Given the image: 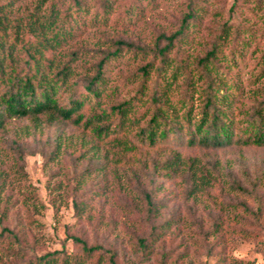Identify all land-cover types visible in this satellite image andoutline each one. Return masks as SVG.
<instances>
[{"label":"trees","instance_id":"1","mask_svg":"<svg viewBox=\"0 0 264 264\" xmlns=\"http://www.w3.org/2000/svg\"><path fill=\"white\" fill-rule=\"evenodd\" d=\"M99 1L106 15L107 0ZM198 1L188 0L177 28L158 34L153 46L112 39L109 48L93 50L86 58L90 49L74 42L71 12L60 6L65 0H40L37 14L28 16L12 13V4L0 0V135L14 119L28 120L35 127L42 121L65 122L89 129L99 141L118 147L116 165L149 176L146 183L137 176L140 203L133 208L136 220L146 229L135 237L139 251L146 254L150 242L161 243L165 230L181 221L171 214L157 222L168 206L157 198L162 189L155 179L160 175L176 181L185 200L204 203L216 213L206 230L198 226L199 238L192 237L197 248L210 253L225 243L228 231L251 237L260 232L253 226L264 229V171L258 175L236 171L216 155L230 148H264V48L253 82L254 98L243 112H236L238 97L245 93L244 83L232 74L240 51L234 45L229 51L232 58L224 57L221 38L227 33L229 39L231 34L238 43L247 26L233 24L229 17L213 30L206 46H197L201 15L207 10ZM72 2L77 10H88V0ZM245 2L235 0L230 9L245 7ZM193 45V53H186ZM124 48L136 57H148L129 75L136 83L130 96H122L125 86L118 83L108 91L106 76L109 63ZM178 145L207 151L209 156L202 159L173 150ZM79 203L75 198L77 210ZM0 214L6 216L4 211ZM226 223L234 227L225 228ZM217 233L221 238L211 243L210 237ZM69 238L78 246L76 250L62 248L37 255L33 253L36 243L29 244L25 231L1 223L0 264H141L120 262L115 250L105 251L81 236ZM224 249L222 245L220 253ZM189 255L185 248L174 264H194ZM168 257L162 253L159 264H167Z\"/></svg>","mask_w":264,"mask_h":264},{"label":"rangeland","instance_id":"2","mask_svg":"<svg viewBox=\"0 0 264 264\" xmlns=\"http://www.w3.org/2000/svg\"><path fill=\"white\" fill-rule=\"evenodd\" d=\"M7 1L12 4L9 7L12 13L28 16L37 14L36 6L40 0ZM88 2V10H77L72 0H65L60 5L66 13L71 12L69 25L74 42L78 47L90 49L86 58L92 56L93 50L109 48L112 39L122 38L153 46L158 34L177 28L188 0H107L109 13L106 15L99 8V0ZM234 2L198 1L197 4L207 10L201 15L203 24L196 44L206 46L213 30L229 17L233 24L247 26L238 43L231 34L229 39L227 33L221 38L224 57L232 58L229 51L234 45L244 55L242 59L239 52L238 61L232 66L234 78L244 83L245 93L238 97L236 109V112H243L254 98L256 86L253 82L262 62L264 8L260 10V4L264 5V0H246L245 7L232 10ZM45 4L49 6L50 1ZM195 49L193 45L186 53H193ZM147 59H142L141 55L136 57L124 48L107 67L108 91L118 83L119 87L125 86L122 87V96L133 95L136 83L129 75L140 61ZM241 116L242 113L238 118ZM42 122L35 127L28 120H10L0 135V213L4 211L6 215L1 218L0 214V224L25 231L29 244L36 243L33 253L41 255L62 248L74 251L78 246L69 236L77 235L89 244L102 245L105 251L115 250L120 262L159 264L162 253H167L170 254L167 264H174L173 259L187 248L189 260L194 264H231L232 260L238 261L237 264H264V229L257 226L253 228L260 232L251 237L228 231L225 243L210 253L205 248H197L192 237L199 238L198 226L206 230L216 213L205 208L204 203L185 200L176 181L163 175L155 179L162 189L157 198L168 206L162 210L157 222H163L171 214L180 216L181 221L165 230L161 243L150 242L147 254L140 252L135 237L146 229H142L136 220L138 214L133 209L140 203L135 185L137 176H141L143 182L145 178V183L149 176L116 165L113 161L119 148L99 141L91 130L65 122L54 125ZM172 148L188 156L202 159L209 156L207 151L200 149L191 150L180 145ZM216 155L236 171H251L255 175L264 171V148H230ZM104 164L105 167H101ZM75 198L80 201L78 210L74 205ZM225 226L228 229L234 227L231 223ZM210 238L212 243L221 237L217 233ZM222 245H225L224 253H220Z\"/></svg>","mask_w":264,"mask_h":264}]
</instances>
